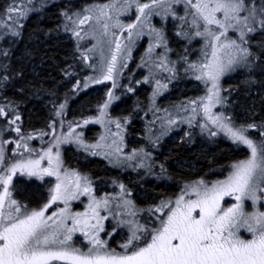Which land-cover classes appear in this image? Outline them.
<instances>
[{"label": "rangeland", "instance_id": "374dc122", "mask_svg": "<svg viewBox=\"0 0 264 264\" xmlns=\"http://www.w3.org/2000/svg\"><path fill=\"white\" fill-rule=\"evenodd\" d=\"M55 1L26 0L23 5L29 8L28 10L25 8L26 14H28L32 8L44 5L52 6ZM149 2L150 0H139L141 4ZM105 3H108V0H73L71 3L57 5L60 11L67 12L65 23L69 33L66 36L72 38L73 49L78 58L83 61V65L80 67L78 65L74 71L77 72V76L73 75L72 77L71 90L68 93L70 96L64 97L62 102L58 103L49 122L47 121L42 127L34 128L23 123L21 113L14 108V104L6 106L1 103L0 99V108H3L7 113V116H0V147L4 151V162L0 164V170L21 160L39 159L50 147L53 154L59 152L62 173L75 171L82 177H87L91 181L93 195L96 199L110 198L109 207L100 210L101 216H107L108 219L102 221L103 231L99 233V238L106 241L110 250H115L118 253L125 251L130 253L133 250L132 247L124 249L122 245L127 243L132 229L137 224L141 226V231L137 233L140 238L133 243L135 246L142 247L146 240L150 241V235L154 234L148 230H155L160 226V220L166 218L167 208L163 212L155 211L161 202H174L185 191L189 193L185 199H195V195L191 193L190 189L194 182L203 180L211 186L216 181L224 180L232 171V165L237 162L232 163L222 176L212 179L194 178L180 187L175 198H165L159 201L156 199L157 202L154 205L149 204L142 207L135 198L140 196L144 182L152 179L159 180L162 177L163 164L159 157H155V154L157 155L156 151L162 150L166 140L192 142L196 137L201 139H206L205 136L220 137L235 144L247 146L234 142L226 133L212 125L203 113L201 104L192 105L189 103L205 97L211 87V82L206 83L203 79H196L200 72L189 67L192 64L199 66L206 62V54L210 57L211 53L210 38L195 35L197 31L203 32L206 27L204 22L198 18L196 24L192 23L195 9L190 7L185 0L172 4V11L166 10L168 5L158 6L151 10L147 19L141 18V23L137 24L131 40L127 39L126 26L136 23L137 16H139L135 4L127 11L119 13V23L125 26L124 28L114 26L117 22L115 13L112 14L113 18L108 21L97 22L93 19L82 26L73 23L77 20V14L80 17L88 14L94 15V9ZM13 6L18 7L19 5ZM85 9H92L93 12H85ZM217 15L222 18L219 13ZM11 16L12 19H8L6 11L0 16V59L2 56H6L5 53L11 52L7 44H14L21 34L23 16H17L15 13H12ZM69 16L72 17L71 20L67 18ZM103 23L110 25L107 34H104ZM81 28L83 29L81 38H77L74 31H80ZM152 29L163 33L165 38L163 43L156 39ZM211 29L218 31V26L212 25ZM13 33L19 34L14 35ZM249 34L247 33L241 41L238 30L230 28L226 33V40H235L237 44L247 48ZM117 38L122 44V49L117 54L118 59L113 79L103 80L114 53V40ZM226 40L222 38V42H226ZM157 44L159 46H156ZM150 47L152 48L151 52H149ZM161 63H164L166 67L161 68L159 66ZM244 64L245 62L241 61L233 65L220 77L219 89L222 103L216 104L212 108L214 114L230 117L233 126L237 127L240 125L231 114L230 106L226 105L223 80L232 77L233 73ZM97 80L103 82L96 83ZM157 81L166 87L157 88ZM85 83H87V87L84 86ZM77 84L80 85L79 88ZM140 90L144 94H139ZM84 92L91 93L93 96L98 93L101 95L90 103L80 102L77 99ZM109 92L112 94L110 100ZM70 101L75 102L76 109L69 106ZM122 102L124 105L119 107ZM105 103L108 104L106 109L103 108ZM61 105H64L63 109H61ZM193 107L196 109L195 113L192 111ZM102 112L103 116H101ZM16 116H19L20 119L16 121V124H11L10 121ZM169 120H174L175 123L169 124ZM84 121H88V123H84ZM136 121L139 123V131L135 132L130 126ZM117 123L120 125L119 128H117ZM16 127L20 128L19 133L15 131ZM92 127L97 128L98 131L93 135H88V130ZM212 133H216V135H212ZM245 134L258 146L264 141L262 137L255 138L248 130ZM57 140L60 142L57 143ZM17 144L20 147H17ZM24 145L27 147L25 148ZM95 145H99V147H94ZM69 148L74 151L71 163L68 162L66 154ZM117 148L120 149L119 152L116 151ZM248 150L249 157L250 149L248 148ZM92 159H98L104 163V170H106L104 178L95 176L89 169L77 165L81 163L87 165ZM41 166H48L47 159L42 161ZM22 181L24 183L33 182L43 191L42 198L37 203L28 202L27 199L20 196L21 192L18 189L19 185L23 184ZM56 182V177L44 176L43 179H40L36 176H29L27 173L18 172L9 187L12 198L17 200L20 205L26 206L22 208L23 212L38 210L47 203L50 195L49 190L54 187ZM121 184L125 186L130 195H121ZM125 199L132 201L133 207L123 206ZM90 200L91 197L81 195L79 199L70 202L71 211L73 213L85 211ZM233 203H236L234 197H225L223 206L228 207ZM63 207L62 202H57L48 209L46 215ZM254 209L264 211V206L253 205L252 201L245 200V210L253 211ZM133 212L135 215H131ZM141 215L149 217L152 215L153 219L147 220V223L151 222L153 227L146 226L147 223L143 217L140 218ZM129 221L134 223L129 224ZM240 234L244 239L251 238V234L245 229H241ZM71 243L83 251H87L91 247L87 237L80 232L73 235ZM57 264H63V262H57Z\"/></svg>", "mask_w": 264, "mask_h": 264}, {"label": "snow or ice", "instance_id": "6c2138e0", "mask_svg": "<svg viewBox=\"0 0 264 264\" xmlns=\"http://www.w3.org/2000/svg\"><path fill=\"white\" fill-rule=\"evenodd\" d=\"M185 2L195 9L192 23L196 24L198 18L206 26L203 32L197 31L195 35L209 37L211 45L210 57L206 54V62L199 66L195 64L189 66L200 72L196 79H203L206 83L211 82V87L205 97L189 103L201 104L207 120L234 142L246 145L250 149V156L234 163L232 171L224 180L216 181L211 186L203 180L194 182L190 189L195 199H185L189 194L185 191L174 202H161L155 211L163 212L167 208L166 218L160 220L158 228L148 230L154 234L150 235V241L146 240L142 247L133 243L140 238L137 233L141 231V226L137 224L132 229L127 243L122 245L124 249L132 247L130 253L110 250L106 241L99 238V233L103 231L102 221L108 219L107 216H101L100 210L109 207L110 198L96 199L91 181L87 177H82L75 171L62 173L59 152L53 154L50 147L39 159L12 163L6 169L0 170V189H2L0 190V264H57V262L63 264H264V211L245 210V200L252 201L253 205L264 206L262 203L264 202V141L258 146L245 134L248 128H255L256 125H248L247 128L233 126L230 117L212 112L216 104L222 103L220 77L233 65L241 61L247 62L250 55L248 48L237 44L235 40H226V33L230 28L236 29L243 41L247 33L254 32L257 28L264 30V3H261V0H195V3L193 0H185ZM174 3H180V0H150L149 3L143 4L139 3V0H108V3L94 9V15L80 17L77 14V20L73 23L82 26L93 19L97 22L108 21L115 13L117 22L114 26L124 28L125 26L119 23V13L127 11L135 4L139 16L136 23L126 26L127 39L131 40L137 24L141 23V18L147 19L152 9L162 5H168L166 10L172 11L171 5ZM85 12L92 13L93 10L85 9ZM6 13L8 19H12V13L17 16L26 15L25 10L14 6L6 9ZM218 13L222 18L218 17ZM67 18L72 19L70 16ZM212 25L218 26V31H212ZM109 27L108 23L102 24L104 34L108 33ZM82 30L81 28L80 31H74V35L81 38ZM152 31L155 32L156 39L163 43L165 39L163 33L155 29ZM222 38H225L226 42H222ZM114 45V53L103 80L113 79L117 54L122 49L118 38L114 40ZM151 51L150 47L149 52ZM159 66L166 67L164 63ZM84 86L87 87V83ZM77 87L79 88L80 85L77 84ZM160 87L166 86L160 85L157 81V88ZM108 97L110 100L111 92L108 93ZM60 107L63 109L64 105ZM107 107L108 104L105 103L103 108ZM192 111L195 113L196 109L193 107ZM103 115L102 112L101 116ZM0 116H7L3 108H0ZM19 119L20 117L16 116L10 123L16 124ZM168 123L174 124L175 121L169 120ZM119 127L117 123V128ZM15 131L19 133L20 128L16 127ZM59 142L57 140V143ZM17 147L20 145L17 144ZM24 147L26 148L27 145ZM116 151L119 152L120 149L117 148ZM45 159L48 166L42 167V161ZM3 162L4 151L0 147V164ZM18 172L40 179L44 176L56 177V184L49 190L48 202L38 210L22 212V208L26 206L20 205L12 198L9 186ZM120 189L122 196L130 195L124 185L121 184ZM81 195L91 197V200L85 211L73 213L70 202L79 199ZM225 197H234L236 203L224 207ZM57 202H62L64 207L46 215L48 209ZM123 206L133 207L132 201L123 200ZM241 229L250 233L251 238H242ZM77 232L83 233L90 242L91 247L87 251L72 245L73 235Z\"/></svg>", "mask_w": 264, "mask_h": 264}, {"label": "trees", "instance_id": "16d2710c", "mask_svg": "<svg viewBox=\"0 0 264 264\" xmlns=\"http://www.w3.org/2000/svg\"><path fill=\"white\" fill-rule=\"evenodd\" d=\"M24 1L0 0V16L13 5L28 10L23 5ZM71 2L73 0H56L52 6L32 8L22 18L19 39L14 44H7L11 52L0 59L1 103L6 106L14 104V108L21 113L23 123L30 127H42L49 122L58 103L70 96L72 77L74 74L77 76L75 69L83 65L73 49L72 38L66 36L69 33L65 23L67 12L60 11L57 6ZM247 48L250 52L247 62L232 77L223 80V89L226 105L230 106L237 124L246 128L256 125L247 130L260 139L264 138V30L257 28L248 35ZM140 93L144 94L141 90ZM100 95L84 92L77 100L90 103ZM123 105L122 102L119 107ZM69 106L76 109L75 102L70 101ZM130 128L139 131V123H132ZM96 131L97 128L92 127L87 134L93 135ZM205 138L196 137L192 142L166 140L162 150L155 154L163 164L162 179L159 182H144L137 201L147 204L159 197L174 196L181 183L194 178L222 176L232 163L249 155L247 147L225 138ZM66 154L71 163L73 149L69 148ZM77 165L89 169L98 177L104 178L106 173L104 163L98 159L90 160L87 165ZM22 183L18 189L20 196L28 202L37 203L43 191L33 182Z\"/></svg>", "mask_w": 264, "mask_h": 264}, {"label": "flooded vegetation", "instance_id": "af4514ba", "mask_svg": "<svg viewBox=\"0 0 264 264\" xmlns=\"http://www.w3.org/2000/svg\"><path fill=\"white\" fill-rule=\"evenodd\" d=\"M75 75V74H74ZM76 76V75H75ZM160 177V176H159ZM162 179V177L158 180V179H152V180H155L156 182H159L160 180ZM184 183H186V182H183V183H181L180 184V186L178 187V190L176 191V195H177V193H178V191H179V189H180V187L184 184ZM176 195H174V196H163V197H159L158 198V201L159 200H161V199H172V198H175L176 197ZM136 199V198H135ZM136 201H137V199H136ZM138 202V201H137ZM157 202V200L156 201H153V202H149V203H147V204H141L142 205V207H146L147 205H149V204H155ZM143 214V213H142ZM141 217H143L144 218V220L146 221V223H147V220H152L153 219V216L151 215L150 217L149 216H146V215H141L140 216V218ZM146 226H152L153 227V225L151 224V222H148L147 223V225Z\"/></svg>", "mask_w": 264, "mask_h": 264}, {"label": "bare ground", "instance_id": "6f19581e", "mask_svg": "<svg viewBox=\"0 0 264 264\" xmlns=\"http://www.w3.org/2000/svg\"><path fill=\"white\" fill-rule=\"evenodd\" d=\"M80 111V110H79ZM80 115V114H79Z\"/></svg>", "mask_w": 264, "mask_h": 264}]
</instances>
